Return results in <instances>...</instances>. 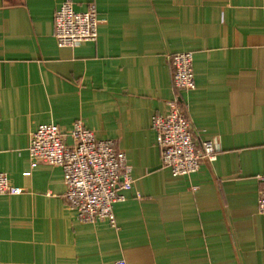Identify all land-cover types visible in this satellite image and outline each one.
<instances>
[{
  "label": "crops",
  "instance_id": "0c3cea01",
  "mask_svg": "<svg viewBox=\"0 0 264 264\" xmlns=\"http://www.w3.org/2000/svg\"><path fill=\"white\" fill-rule=\"evenodd\" d=\"M63 1L0 0V172L22 190L0 197V264H264V0H73L96 3L99 29L74 48L54 36ZM180 51L190 91L173 86ZM176 97L197 146L220 149L190 176L163 164L152 127ZM79 119L132 168L115 227L79 222L63 169L32 166V132Z\"/></svg>",
  "mask_w": 264,
  "mask_h": 264
},
{
  "label": "built area",
  "instance_id": "2783aa9c",
  "mask_svg": "<svg viewBox=\"0 0 264 264\" xmlns=\"http://www.w3.org/2000/svg\"><path fill=\"white\" fill-rule=\"evenodd\" d=\"M54 36L60 47L74 48L96 41L99 36L96 3L92 2L85 11H77L73 0H64L55 13ZM169 59L174 88L177 91L195 89L193 51H180ZM168 106L166 114H157L152 121L162 162L174 176H190L200 169L203 159L215 161L220 149L214 140L197 146L191 121L178 97L170 100ZM28 151L33 167L46 163L63 169L67 185L65 198L76 211L79 222L108 221L113 227L117 225L114 204L126 200L125 192L133 188L134 179L125 152L113 139L99 138L80 119L68 131L55 123H43L32 132ZM260 179L264 181V175ZM21 193L19 187L10 184L7 173L0 172V197ZM136 196L142 195L136 192ZM258 211L264 215V188L259 194ZM115 264H126V261Z\"/></svg>",
  "mask_w": 264,
  "mask_h": 264
}]
</instances>
